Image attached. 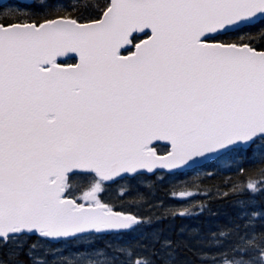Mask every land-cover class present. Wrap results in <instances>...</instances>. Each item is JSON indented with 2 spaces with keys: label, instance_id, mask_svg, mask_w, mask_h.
<instances>
[{
  "label": "snow or ice",
  "instance_id": "snow-or-ice-1",
  "mask_svg": "<svg viewBox=\"0 0 264 264\" xmlns=\"http://www.w3.org/2000/svg\"><path fill=\"white\" fill-rule=\"evenodd\" d=\"M0 264H264V0L0 3Z\"/></svg>",
  "mask_w": 264,
  "mask_h": 264
},
{
  "label": "water",
  "instance_id": "water-1",
  "mask_svg": "<svg viewBox=\"0 0 264 264\" xmlns=\"http://www.w3.org/2000/svg\"><path fill=\"white\" fill-rule=\"evenodd\" d=\"M9 1L11 0H0V3H8ZM16 1H19L21 3H26V0H16Z\"/></svg>",
  "mask_w": 264,
  "mask_h": 264
},
{
  "label": "trees",
  "instance_id": "trees-1",
  "mask_svg": "<svg viewBox=\"0 0 264 264\" xmlns=\"http://www.w3.org/2000/svg\"><path fill=\"white\" fill-rule=\"evenodd\" d=\"M10 2L19 3V4H21V5H23V4H24V3L18 2V1H16V0H11V1H9L8 3H10Z\"/></svg>",
  "mask_w": 264,
  "mask_h": 264
}]
</instances>
